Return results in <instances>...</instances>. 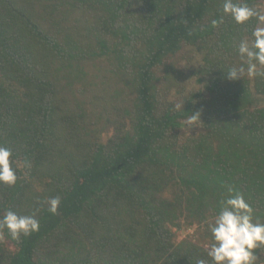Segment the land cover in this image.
<instances>
[{
	"label": "trees",
	"instance_id": "1",
	"mask_svg": "<svg viewBox=\"0 0 264 264\" xmlns=\"http://www.w3.org/2000/svg\"><path fill=\"white\" fill-rule=\"evenodd\" d=\"M251 27L220 0H0V144L31 164L0 213L40 221L0 264H196L229 186L264 222V79L225 74Z\"/></svg>",
	"mask_w": 264,
	"mask_h": 264
},
{
	"label": "clouds",
	"instance_id": "2",
	"mask_svg": "<svg viewBox=\"0 0 264 264\" xmlns=\"http://www.w3.org/2000/svg\"><path fill=\"white\" fill-rule=\"evenodd\" d=\"M223 16H228L239 26L252 25L250 36H243L236 47L242 63L231 67L225 73L230 81L264 79V0L249 3V0H220ZM223 22L212 20V27ZM183 104H174L173 110L183 109ZM200 114L193 113L184 120L187 134L198 127ZM201 122V121H200ZM185 134V133H184ZM28 160L18 161L13 151L0 144V185L13 187L19 179L22 168H30ZM59 196L47 200L48 211L56 214L60 206ZM39 209L30 215H19L11 209L0 213V240L5 233L19 240L40 230L36 218ZM203 228L210 233L212 243L207 246L208 259H199L196 264H256V251L264 248V222L255 215V210L242 192L227 187L226 194L218 201V210L211 221H205Z\"/></svg>",
	"mask_w": 264,
	"mask_h": 264
},
{
	"label": "rangeland",
	"instance_id": "3",
	"mask_svg": "<svg viewBox=\"0 0 264 264\" xmlns=\"http://www.w3.org/2000/svg\"><path fill=\"white\" fill-rule=\"evenodd\" d=\"M179 236H186L189 235L190 237H194L195 233L197 232L196 226L190 224L189 226H183V228H179L176 230Z\"/></svg>",
	"mask_w": 264,
	"mask_h": 264
}]
</instances>
